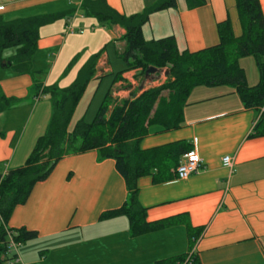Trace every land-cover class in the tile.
<instances>
[{
  "label": "crops",
  "instance_id": "0c3cea01",
  "mask_svg": "<svg viewBox=\"0 0 264 264\" xmlns=\"http://www.w3.org/2000/svg\"><path fill=\"white\" fill-rule=\"evenodd\" d=\"M82 1L0 0L3 22L62 16L38 31L31 68L44 74L41 89L54 84L69 87L90 56L105 47L68 131L79 112L78 120H86L85 113L91 110L92 118L109 90L118 101L128 99L138 81L134 72H128L112 85L114 76L125 69L116 57L123 48L124 32L84 18ZM105 1L124 16L156 2ZM205 1V6L188 10L185 0H176L174 10L150 15L141 28L143 40L173 38L179 53L197 52L218 43L216 25L226 19L234 37H239L234 0ZM258 1L264 19V0ZM74 58L76 64L62 77ZM237 81L246 84L243 75ZM122 84L128 88L116 91ZM232 92H211L187 102L180 129L161 133L152 127L140 142L144 151L178 142L190 149L195 146L202 165L197 175L163 184H153L149 177L137 182L138 202L146 210L147 223L183 217L181 223L131 237L124 217L101 220L102 214L123 205L124 182L114 162L99 161L96 152L69 156L12 212L7 229L34 232L36 239L20 245L11 264H156L183 259L184 264L191 252L190 262L195 258L198 264H264V136L249 138L257 113L244 109ZM0 95L13 105L0 113V177H4L24 166L51 110L41 102L42 95L35 92L29 76L14 75L6 68H0ZM224 98H232L230 105H225ZM224 156L233 161L231 173L221 166Z\"/></svg>",
  "mask_w": 264,
  "mask_h": 264
},
{
  "label": "trees",
  "instance_id": "16d2710c",
  "mask_svg": "<svg viewBox=\"0 0 264 264\" xmlns=\"http://www.w3.org/2000/svg\"><path fill=\"white\" fill-rule=\"evenodd\" d=\"M176 0H156L139 13L124 16L110 9L105 0H83L81 13L106 29L120 28L123 48L117 59L124 71L114 76L112 85L121 81L124 73L134 72L135 78H143L148 68L166 67V80L158 87L144 91L139 96L131 93L128 99L112 97L109 90L99 106L93 121L82 119L68 131L72 116L89 82L95 76L96 64L105 47L90 56L77 72L72 84L60 89L56 84L43 87L44 74L33 72L31 61L36 51L38 31L62 16L35 17L27 20L3 22L0 18V68H6L17 76H29L35 92L47 96L50 118L44 132L38 136L23 167L9 171L0 177V264H11L15 256L6 252L7 223L14 209L22 206L33 187L48 179L56 165L64 158L96 152L98 160H111L126 190L123 205L104 213L101 220L124 217L131 237H139L164 230L183 217L147 223L146 210L138 202L137 182L149 177L153 184H163L175 178L179 158L191 149L184 142L168 144L150 150H141L140 142L156 127L161 133L181 128L182 112L191 90L199 85H228L233 87L244 109L264 106V19L258 0H234L240 36L234 37L229 19L216 25L218 43L215 46L189 53H179L173 38L145 42L141 28L150 15L175 9ZM188 10L205 6V0H185ZM252 57L259 71L256 88L248 89L237 80L242 77L239 61ZM74 58L62 77L74 67ZM41 89V90H40ZM38 95V94H37ZM11 101L0 95V113L11 108ZM249 138L264 136V117L254 127ZM17 244L36 239V233L24 229L11 231ZM180 261H161L156 264H181ZM191 264H198L196 259Z\"/></svg>",
  "mask_w": 264,
  "mask_h": 264
},
{
  "label": "rangeland",
  "instance_id": "374dc122",
  "mask_svg": "<svg viewBox=\"0 0 264 264\" xmlns=\"http://www.w3.org/2000/svg\"><path fill=\"white\" fill-rule=\"evenodd\" d=\"M262 61L264 62V59ZM239 67H240V70H241L240 73L245 77V80H246L245 86L248 89L256 88L258 86V84H259L260 75H259V71H258V69L256 67L254 58L248 57V58L241 59L239 61ZM155 69L157 70V73L154 74L153 76H149L147 82H145L143 78H138V81H136L137 84H135V88L136 89L133 92V94H135V96H139L144 91H147V90H149L151 88L158 87L159 85H161L162 83L165 82L166 74H167L166 67L165 66H158ZM263 78H264V75H263ZM143 82H144V85H143L142 89L139 90V88L141 87ZM252 86H254V87H252ZM124 88H128V85H123L122 84L118 89H116V91H122ZM208 89H212V90H208ZM231 89L234 90L233 87H230V86L224 85V84L212 85V86H207V85L195 86L191 90L190 95L188 96L187 102L190 103V101L192 102L193 99L200 98V97L204 96L205 94L211 93V92L212 93L223 92L222 94H224V92H225V93L230 94V93H233ZM116 91H113V93L116 92ZM98 97H100V94L97 95V97H95V102L98 100ZM227 97H232V96L229 95ZM231 99L232 98H224V101H226V102H224L225 105H230V103H231L230 100ZM40 100H41L42 103H45V104L50 106V103H49V100H48L47 96L40 97ZM94 104L96 105L97 103H94ZM97 110H98V108H97ZM97 110L94 112L92 118H90V115L92 114L91 113L92 110L90 112L88 111L87 113H85V114H87L86 115V120L85 119H83V120H84V122L86 124H89V123H91L93 121ZM259 111H261V108L258 109V113H259ZM79 117H80V112L76 116L73 124H76V122H77ZM73 124L71 125V127L73 126Z\"/></svg>",
  "mask_w": 264,
  "mask_h": 264
},
{
  "label": "built area",
  "instance_id": "2783aa9c",
  "mask_svg": "<svg viewBox=\"0 0 264 264\" xmlns=\"http://www.w3.org/2000/svg\"><path fill=\"white\" fill-rule=\"evenodd\" d=\"M3 11V7L0 6V13ZM264 117V107L261 108V111L257 114L256 120L254 122V126L261 120V118ZM221 166L226 169L229 173L232 171L233 167V161L230 157L224 156L221 159ZM202 169L201 161L198 157V153L196 151L195 146L193 149H191L186 154L182 155L179 158L178 164L175 169V181H186L190 177L197 175L200 170ZM7 233V245H6V252L9 256H15V261L17 260L16 257V251L20 244H17L12 239V234L8 232ZM192 256L191 254L186 259V262L184 264H190V258ZM14 261V262H15Z\"/></svg>",
  "mask_w": 264,
  "mask_h": 264
},
{
  "label": "water",
  "instance_id": "95a60500",
  "mask_svg": "<svg viewBox=\"0 0 264 264\" xmlns=\"http://www.w3.org/2000/svg\"><path fill=\"white\" fill-rule=\"evenodd\" d=\"M156 73H157V70L155 68H148L147 71L144 74V81L147 82L148 81V77L149 76H153ZM143 85H144V82L142 83V85L139 88V90L142 89Z\"/></svg>",
  "mask_w": 264,
  "mask_h": 264
}]
</instances>
